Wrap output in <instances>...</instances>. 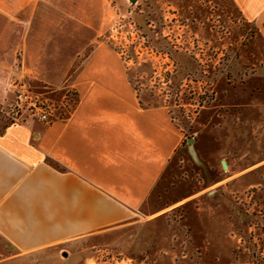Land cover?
Listing matches in <instances>:
<instances>
[{"label": "rangeland", "instance_id": "374dc122", "mask_svg": "<svg viewBox=\"0 0 264 264\" xmlns=\"http://www.w3.org/2000/svg\"><path fill=\"white\" fill-rule=\"evenodd\" d=\"M54 1L72 63L31 91L50 121L73 110L74 75L96 48L120 59L141 106L168 110L183 143L136 223L19 261L0 245V264H264V0ZM112 73L84 78L121 96ZM25 117L13 98L1 122Z\"/></svg>", "mask_w": 264, "mask_h": 264}, {"label": "crops", "instance_id": "0c3cea01", "mask_svg": "<svg viewBox=\"0 0 264 264\" xmlns=\"http://www.w3.org/2000/svg\"><path fill=\"white\" fill-rule=\"evenodd\" d=\"M56 28L54 0H0V245L8 260L59 254L136 223L183 143L168 110L141 106L120 59L96 48L74 75L69 114L4 125L16 85L34 92L68 73L72 57L63 49L70 45ZM115 68L124 73L121 96L84 78ZM106 96L118 103H97Z\"/></svg>", "mask_w": 264, "mask_h": 264}, {"label": "built area", "instance_id": "2783aa9c", "mask_svg": "<svg viewBox=\"0 0 264 264\" xmlns=\"http://www.w3.org/2000/svg\"><path fill=\"white\" fill-rule=\"evenodd\" d=\"M15 108L28 117H35L40 122H49L47 106L39 95L32 93L25 85H16L14 93Z\"/></svg>", "mask_w": 264, "mask_h": 264}, {"label": "water", "instance_id": "95a60500", "mask_svg": "<svg viewBox=\"0 0 264 264\" xmlns=\"http://www.w3.org/2000/svg\"><path fill=\"white\" fill-rule=\"evenodd\" d=\"M222 165H223V167H225V164H224V162H222Z\"/></svg>", "mask_w": 264, "mask_h": 264}]
</instances>
